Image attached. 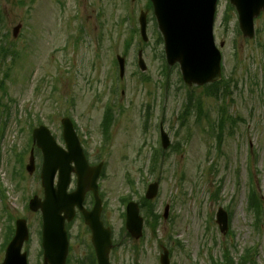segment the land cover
I'll list each match as a JSON object with an SVG mask.
<instances>
[{
    "label": "rangeland",
    "instance_id": "obj_1",
    "mask_svg": "<svg viewBox=\"0 0 264 264\" xmlns=\"http://www.w3.org/2000/svg\"><path fill=\"white\" fill-rule=\"evenodd\" d=\"M147 4L0 0V45L9 53L0 55V98L7 107L0 116V263L14 222L25 219L30 239L23 251L28 264H42L41 217L28 209L29 200L42 195L37 150L34 173L28 174L25 166L32 130L46 126L61 145L60 120L68 117L91 156L106 164L100 181L103 219L119 243L112 264H159L163 248L170 251V264H225L226 251L231 264H241L247 249L254 252L249 264H264V213L255 227L246 210L247 185L256 183L264 200V17L254 22L255 40H245L228 0L218 1L214 37L222 75L233 80L228 97L219 101L229 89L226 84L211 98L206 87H186L178 65H166ZM140 12L147 14L146 43L139 36ZM139 51L145 72L137 67ZM116 56L126 60L122 79ZM189 96L194 105L203 104L206 117L197 115L193 105L192 114L185 121L180 118ZM111 105L114 117L105 143L100 123ZM221 106L234 123H224L219 141L218 130L214 135L211 130ZM160 124L171 141L167 149L160 146ZM154 151L159 152V166L151 172ZM251 155L255 178L249 175ZM154 182L159 190L151 203L159 219L155 229L144 221L143 238L133 241L125 236L121 199L139 204ZM166 206L169 215L164 220ZM218 208L228 214L225 235L215 222ZM79 228L76 223L72 229L69 264L88 256L78 243L81 238L75 237Z\"/></svg>",
    "mask_w": 264,
    "mask_h": 264
},
{
    "label": "water",
    "instance_id": "obj_2",
    "mask_svg": "<svg viewBox=\"0 0 264 264\" xmlns=\"http://www.w3.org/2000/svg\"><path fill=\"white\" fill-rule=\"evenodd\" d=\"M154 13L157 17L159 30L164 38V49L168 64L171 66L178 62L185 83L203 85L219 79L220 56L213 45L212 25L217 0H151ZM239 15L241 30L246 37H252V20L261 10H264V0H230ZM140 32L144 41L145 16H140ZM17 32V29L15 30ZM142 65V64H141ZM142 67V66H141ZM121 72L123 69L120 61ZM143 68V67H142ZM63 138L67 152L59 149L49 131L45 127L34 130L33 139L42 150L44 164L41 174L44 188V200L34 198L30 202V209L42 213V248L44 251V264H64L67 247L63 230L64 218L61 212L70 220L73 205H80L85 186L90 184L92 189L99 168L94 175L86 176L87 166L82 157L77 138L69 120L62 121ZM73 163L75 168L70 165ZM59 170L57 191L52 190V181L56 170ZM31 171L32 167H28ZM74 172L78 178V191L74 195L63 197L64 190L69 184L70 174ZM91 182V183H90ZM156 185L150 187L147 198L156 195ZM68 205V206H67ZM95 219L90 218L89 224L93 228L94 247L97 251L99 264H108L109 242L105 233L102 242L103 230ZM96 221V223H95ZM218 223L226 228V218L218 215ZM142 221L137 216L135 205H129L127 228L134 238L141 235ZM28 239V232L24 221L16 224L15 237L6 250L3 264H26V254H20L21 247ZM167 264L166 256L161 261Z\"/></svg>",
    "mask_w": 264,
    "mask_h": 264
},
{
    "label": "flooded vegetation",
    "instance_id": "obj_3",
    "mask_svg": "<svg viewBox=\"0 0 264 264\" xmlns=\"http://www.w3.org/2000/svg\"><path fill=\"white\" fill-rule=\"evenodd\" d=\"M87 161H88V164L90 165V166H95L96 164H94V163H92V161H91V159H90V157L87 155ZM98 164V163H97ZM86 200L88 199V198H90L91 197V194L90 193H87L86 194Z\"/></svg>",
    "mask_w": 264,
    "mask_h": 264
}]
</instances>
